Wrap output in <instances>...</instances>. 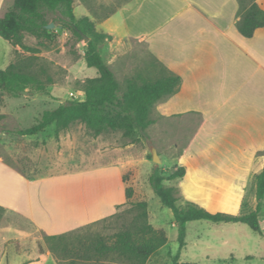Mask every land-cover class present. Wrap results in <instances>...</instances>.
<instances>
[{"label": "rangeland", "instance_id": "1", "mask_svg": "<svg viewBox=\"0 0 264 264\" xmlns=\"http://www.w3.org/2000/svg\"><path fill=\"white\" fill-rule=\"evenodd\" d=\"M116 3L117 0H75V15L77 18L89 16L99 24L114 10ZM63 19L61 12L41 8L37 20L43 28L34 33H22L23 43L40 49V53L34 55L22 50L14 58V61L27 62L36 57L33 60L34 71L44 69L52 79L46 92L31 90L28 95L17 97L0 93V100L4 104V118L0 120V158L36 183L32 190H35L33 201L37 213L36 226L14 210L3 207L0 264H54L52 253L51 256L47 254V236L70 234L66 243L68 247L73 245L77 248L95 235L111 238L133 220L136 215L134 205L141 201L148 203L149 222L156 229L164 231L168 240L148 264H171L180 247L178 229L172 211L163 206L151 188L149 176L156 167L164 170L179 166L187 168L174 147L173 137L172 141L160 142L157 127L151 130L149 127L144 136L137 133L135 138L139 140L133 142V139L125 138L122 131H108L104 134L109 135L115 148L120 151L101 154L97 137H93L82 123L73 124L59 137L55 125L33 138L16 132L32 127L45 112L55 110L66 100L83 102L84 82L97 75V71L88 68L85 63L88 43L65 29ZM118 19L119 16L115 18ZM51 24L54 27L49 29ZM101 51L122 87L128 78L140 72L159 74V64L149 54L145 43H126L120 53L112 46V40H105L101 43ZM47 75H44V79ZM152 113L151 119L154 117ZM152 148L156 149L160 164L153 161ZM122 171L127 186L133 189V196L127 202L126 187L120 181ZM195 178L190 172L182 189L188 197L205 203L202 193L195 186ZM181 181L166 182V185L178 187L183 200L189 201L182 192ZM239 184L244 183L231 182L224 188H215L208 197L216 208L226 211L223 213L237 216L248 214L255 210L257 202L253 190L250 187L241 190L235 188ZM8 185L15 186L11 180ZM106 202H126L117 212L121 216L93 223V219L104 214L100 211L101 205ZM260 221L262 236L243 224L189 223L186 245L181 251L179 263L264 264V215ZM40 246L49 258H39Z\"/></svg>", "mask_w": 264, "mask_h": 264}, {"label": "crops", "instance_id": "2", "mask_svg": "<svg viewBox=\"0 0 264 264\" xmlns=\"http://www.w3.org/2000/svg\"><path fill=\"white\" fill-rule=\"evenodd\" d=\"M14 1L0 0V17ZM258 4L264 10V0ZM114 9L112 16L96 24L98 31L112 37V46L121 53L126 43H145L152 57L182 78L179 91L153 107L150 130L157 127L160 142L173 137L187 166L181 189L191 172L205 203L182 189L183 194L211 213H223L208 194L231 182L244 183L235 188L250 187L257 202V177L264 169V27L251 38L239 32V0H117ZM21 53L19 46L0 37V70ZM3 109L0 100V115ZM96 142L101 154L120 151L108 134ZM9 180L15 186L8 187ZM120 181L128 187L124 171ZM35 184L0 158V206L36 225ZM126 202L103 203L104 214L93 223L116 215ZM44 253L39 258L51 256L50 251L49 256Z\"/></svg>", "mask_w": 264, "mask_h": 264}, {"label": "trees", "instance_id": "3", "mask_svg": "<svg viewBox=\"0 0 264 264\" xmlns=\"http://www.w3.org/2000/svg\"><path fill=\"white\" fill-rule=\"evenodd\" d=\"M240 12L238 30L246 38H251L255 31L264 27V10L258 0H239ZM41 8L50 12H61L63 27L80 40L89 38L84 59L88 68L97 71L96 77L84 82L85 100H66L58 108L43 114L38 123L30 128L16 131L22 136H34L49 126H56V135L68 130L75 123L86 125L93 137H98L108 131H122L128 139L135 138L139 133L146 134L153 124L150 118L153 107L159 101L175 95L181 85L182 78L170 72L158 60L159 74L140 72L128 78L124 87L115 76L102 56L101 43L112 40L110 35L100 32L96 22L90 17L77 18L75 15V0H15L14 6L4 16L0 17V37L19 46L25 52L37 55L40 49L23 43L22 33H34L43 28L38 15ZM115 9L104 19L112 16ZM36 57L30 61H14L7 69L0 70V93L17 97L24 91L45 93L47 85L52 83L44 69L34 71ZM44 75L47 77L44 79ZM4 116L0 115V120ZM186 169L183 166L171 170L156 167L149 176V184L156 197L164 207L174 215L175 226L178 229L180 244L177 255L171 264H180L181 251L186 245L187 225L194 221H209L214 224H243L258 235H263L260 217L264 201V169L257 177V207L249 214L237 216L227 213H211L206 209L183 200L180 189L167 186L166 182L183 179ZM126 178L124 177V182ZM133 196L132 187L126 188V199ZM148 203L138 202L134 205L136 215L133 220L124 225L111 238L95 235L81 246L68 247L66 243L70 234L52 235L46 237L49 251L58 264H90L92 262H112L115 264H148L149 260L168 240L164 231L156 229L148 216ZM5 209L0 206V220ZM116 214L113 217H120ZM40 253L44 249L40 246ZM198 264V263H182Z\"/></svg>", "mask_w": 264, "mask_h": 264}, {"label": "water", "instance_id": "4", "mask_svg": "<svg viewBox=\"0 0 264 264\" xmlns=\"http://www.w3.org/2000/svg\"><path fill=\"white\" fill-rule=\"evenodd\" d=\"M54 26L51 24L48 26L49 29L53 28ZM85 41L88 43L89 42V38H85ZM23 95H28V91H24L22 92ZM152 157H153V161L157 164L161 163L160 157L156 151V149H152Z\"/></svg>", "mask_w": 264, "mask_h": 264}]
</instances>
